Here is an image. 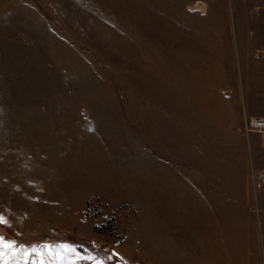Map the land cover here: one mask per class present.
Instances as JSON below:
<instances>
[{
  "label": "rangeland",
  "instance_id": "374dc122",
  "mask_svg": "<svg viewBox=\"0 0 264 264\" xmlns=\"http://www.w3.org/2000/svg\"><path fill=\"white\" fill-rule=\"evenodd\" d=\"M253 1L0 0V264H264Z\"/></svg>",
  "mask_w": 264,
  "mask_h": 264
},
{
  "label": "crops",
  "instance_id": "0c3cea01",
  "mask_svg": "<svg viewBox=\"0 0 264 264\" xmlns=\"http://www.w3.org/2000/svg\"><path fill=\"white\" fill-rule=\"evenodd\" d=\"M251 3L247 5L246 10H241L239 18L243 21L239 20L237 24L239 32L236 39V53H238L236 76L239 105L247 115L256 116L264 115V55L259 58L253 56L254 50L264 47V2L254 0ZM248 14H251L252 18H248ZM250 19L254 26L248 25ZM240 24H244V27L242 28ZM241 33L244 34L243 37ZM259 147L264 149V145Z\"/></svg>",
  "mask_w": 264,
  "mask_h": 264
},
{
  "label": "built area",
  "instance_id": "2783aa9c",
  "mask_svg": "<svg viewBox=\"0 0 264 264\" xmlns=\"http://www.w3.org/2000/svg\"><path fill=\"white\" fill-rule=\"evenodd\" d=\"M243 133L255 132L259 145H264V115L243 116Z\"/></svg>",
  "mask_w": 264,
  "mask_h": 264
},
{
  "label": "snow or ice",
  "instance_id": "6c2138e0",
  "mask_svg": "<svg viewBox=\"0 0 264 264\" xmlns=\"http://www.w3.org/2000/svg\"><path fill=\"white\" fill-rule=\"evenodd\" d=\"M0 223H6V221L3 219V217H0Z\"/></svg>",
  "mask_w": 264,
  "mask_h": 264
}]
</instances>
